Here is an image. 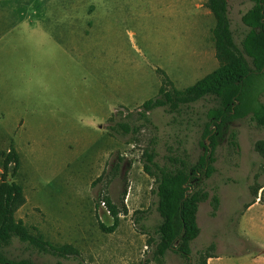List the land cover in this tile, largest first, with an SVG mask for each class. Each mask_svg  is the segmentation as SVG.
<instances>
[{"label":"rangeland","instance_id":"374dc122","mask_svg":"<svg viewBox=\"0 0 264 264\" xmlns=\"http://www.w3.org/2000/svg\"><path fill=\"white\" fill-rule=\"evenodd\" d=\"M204 1L0 0V172L12 145L20 165L7 179L18 182L25 195L14 216L53 244L77 247L79 257L61 258L64 264L185 262L172 251L152 258L153 245L146 240L159 216L142 152L156 138L161 162L168 151L183 149L195 161L202 152L199 125L211 101L199 100L175 117L157 107L149 112L153 126L140 124L125 136L109 126L131 111L134 120L138 106L157 94L156 69L182 89L218 65L214 18ZM227 2L238 41L245 29L240 17L251 2ZM228 126L238 147L226 133L215 150V171L201 185L208 198L198 206L190 262L211 244L209 254L219 258L210 264H253L249 254L257 252L238 234L237 222L260 186L264 197V158L254 149L264 129L249 116ZM215 190L219 204L211 215ZM104 197L127 209L112 232L97 225L112 222ZM135 210L145 211L138 223ZM255 224V237L264 240L260 218ZM4 252L37 263L56 259L25 250L17 239Z\"/></svg>","mask_w":264,"mask_h":264},{"label":"trees","instance_id":"16d2710c","mask_svg":"<svg viewBox=\"0 0 264 264\" xmlns=\"http://www.w3.org/2000/svg\"><path fill=\"white\" fill-rule=\"evenodd\" d=\"M250 6L241 14L240 21L245 27L241 37L236 41L231 28L227 0H205L204 6L214 18L211 29L214 56L218 65L210 72L198 78L191 85L178 89L161 69L160 84L154 97L144 100L135 110L134 120H130L132 111L124 119L114 122L109 129L120 136L137 131L140 124L154 125L149 112L157 107L172 116H180L190 106L202 99L211 101L204 114L200 128L199 145L202 152L192 161L186 149L180 153L168 151L161 162L157 156L156 138L151 146L142 152L143 171L153 180V193L156 196L155 210L159 221L147 237V244L153 245L152 258H163L167 251L177 253L184 258L182 264H207L211 255L208 248L197 252L194 262H190L191 242L197 237V211L199 203L208 198V192L202 188L203 181L215 171L213 162L215 150L226 133L231 143L238 147L235 131L228 124L235 119L249 116L257 127L264 129V0H249ZM115 114L108 121H113ZM135 121H140L137 125ZM254 149L264 158V140H257ZM12 166L9 168V163ZM20 160L16 149L10 145L1 162L0 172V264H64L61 258L79 257V250L71 243L53 244L44 239L42 234L28 231L21 219H16L15 211L25 202L23 187L16 181L8 180L7 175L14 176ZM99 178V177H98ZM255 190V198L258 190ZM263 190V189H262ZM262 191L259 201L264 203ZM211 215H214L219 196L215 192L209 197ZM104 204L112 218L110 225L98 221L97 225L104 232H112L118 224L121 209L108 197ZM145 217V211L135 210L134 220L138 223ZM143 227V225H141ZM13 239L23 244L25 250L56 257L53 263H37L32 259L8 257L4 248ZM79 264H83L79 262Z\"/></svg>","mask_w":264,"mask_h":264},{"label":"crops","instance_id":"0c3cea01","mask_svg":"<svg viewBox=\"0 0 264 264\" xmlns=\"http://www.w3.org/2000/svg\"><path fill=\"white\" fill-rule=\"evenodd\" d=\"M178 1L179 0H177V2ZM260 193H261V190H258L257 197L246 204L237 222L238 234L240 236H243L247 242H250L251 245L254 246L255 249H257V252L255 254H249L250 260L253 261V264H264V240H260L256 238L254 231L252 230L254 229L256 225L255 222H256L257 217L260 218L262 226H263V227L262 226L260 227V230L264 229V203L258 200ZM118 221H119V218H118ZM218 258H219L218 256L217 257L210 256L207 258L206 263L210 264V261L214 263V261H217Z\"/></svg>","mask_w":264,"mask_h":264}]
</instances>
